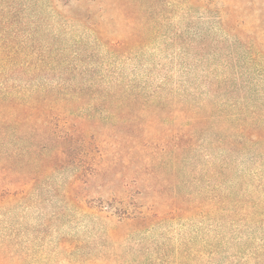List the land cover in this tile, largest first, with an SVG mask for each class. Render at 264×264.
<instances>
[{
    "label": "rangeland",
    "instance_id": "rangeland-1",
    "mask_svg": "<svg viewBox=\"0 0 264 264\" xmlns=\"http://www.w3.org/2000/svg\"><path fill=\"white\" fill-rule=\"evenodd\" d=\"M14 1L29 7L18 26L28 67L0 77V167L29 182L0 194V264H264V162L239 151L237 119L204 96L207 79L250 60L264 0ZM48 115L119 144L59 163ZM189 124L191 151L137 148ZM245 188L249 229H222L208 205L231 207Z\"/></svg>",
    "mask_w": 264,
    "mask_h": 264
},
{
    "label": "trees",
    "instance_id": "trees-1",
    "mask_svg": "<svg viewBox=\"0 0 264 264\" xmlns=\"http://www.w3.org/2000/svg\"><path fill=\"white\" fill-rule=\"evenodd\" d=\"M36 2V0L32 1V3ZM8 3L9 0L0 1V77L3 78H10V76L22 73L28 67L23 62V59L28 56V51L23 45H26V41L22 39L23 37H20L21 30L18 26L23 23L25 13L29 7L27 8V5L22 2L17 3V5L16 1L12 4ZM49 9L53 10L54 7L49 6ZM89 13L90 11L87 10L79 15L82 18H87ZM93 28L98 31V25L93 26ZM260 34L261 41L249 44L248 48L251 50L249 61L235 63L232 66V68L235 66V73L229 77L207 79L204 83L205 88H207L204 94L205 99L217 103L215 111L218 115H222L227 108L231 114L230 118L232 120L237 119L238 124L234 126V130L237 129L235 142L240 146L239 151H244L245 155L250 156L252 163L264 162V128H260L264 124H262L264 122V28L261 29ZM29 48L36 50L34 47ZM221 66L222 68H229V65ZM12 80L14 83L22 84L17 79ZM4 81L8 82L10 79ZM0 85H4V82H1ZM217 88L219 91H217ZM5 112H7V108L0 109V115ZM218 115L216 114L215 117L218 118ZM48 118H50L51 124L53 122L56 129V138L61 142L52 152L55 155V160L59 163L84 165L83 163H85L88 156L98 155L103 157L105 145L109 146L108 150H111L116 149L119 144V137L117 139V136L113 135L98 141L96 134L90 130L92 126L89 127L86 122L80 119L68 121L67 118L55 117V115L51 117L48 115ZM256 129L259 132H256ZM123 134L133 138L135 131L133 128L128 127ZM194 135V127L189 124L174 129L173 132H160L154 144L145 139L137 140L136 144L137 148L145 153H151L158 149H161L160 151L164 153L166 148L170 152L191 151L195 146ZM101 145L102 149L100 148ZM42 149H45V147L41 146ZM252 149L255 152L251 154ZM9 169L11 168L7 166L0 167V194L2 197L9 195L8 184L13 189V186L23 188L29 182L25 178H22L21 181L9 180L14 178L13 175L8 173ZM82 177L79 178L82 179ZM238 195L241 201H236L235 205L231 207H214L212 204H209L208 207L212 211L221 214L219 226L222 229L225 227L228 230L234 226L235 228H241V233H243L249 229L252 219L250 204L247 200L250 197V192L245 188L241 189ZM220 199L221 202L225 200L224 197ZM106 204L105 209L102 207V211L108 214L107 217H111L110 210L113 202L109 201ZM198 204H194L191 208L200 213L206 205H203L202 202Z\"/></svg>",
    "mask_w": 264,
    "mask_h": 264
}]
</instances>
